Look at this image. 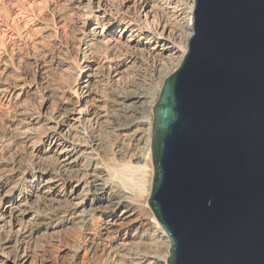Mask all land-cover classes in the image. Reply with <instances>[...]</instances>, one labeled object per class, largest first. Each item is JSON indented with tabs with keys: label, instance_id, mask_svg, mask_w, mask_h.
<instances>
[{
	"label": "bare ground",
	"instance_id": "1",
	"mask_svg": "<svg viewBox=\"0 0 264 264\" xmlns=\"http://www.w3.org/2000/svg\"><path fill=\"white\" fill-rule=\"evenodd\" d=\"M193 7L52 0L33 55L4 56L0 264H166L170 240L147 205L152 108L184 57ZM31 56L37 105L38 87L12 75Z\"/></svg>",
	"mask_w": 264,
	"mask_h": 264
},
{
	"label": "water",
	"instance_id": "2",
	"mask_svg": "<svg viewBox=\"0 0 264 264\" xmlns=\"http://www.w3.org/2000/svg\"><path fill=\"white\" fill-rule=\"evenodd\" d=\"M153 106L147 205L166 264H264V0H194Z\"/></svg>",
	"mask_w": 264,
	"mask_h": 264
},
{
	"label": "rangeland",
	"instance_id": "3",
	"mask_svg": "<svg viewBox=\"0 0 264 264\" xmlns=\"http://www.w3.org/2000/svg\"><path fill=\"white\" fill-rule=\"evenodd\" d=\"M44 1L45 0H0V69L2 60L5 59L4 56L9 51L19 54V52L25 50L24 48L26 46V48L28 47L27 50H30V47H32V51L29 52V55H33V46H35L36 50L38 49L37 45L35 44L37 41L34 39L36 36L30 33L39 31L40 25L36 21H39L43 14L45 15L52 0H48V2L46 0L47 4H45L46 2ZM32 30H35V32ZM33 62L32 56L31 58L29 57L26 63L20 68H17V70L12 73V75L14 77H22L28 83H33L38 87V92L36 95H28V98L33 101L35 100L36 104V102L40 100L39 97L42 95V87L39 85L36 78H34ZM11 67L15 69V64H11ZM6 108L7 106L1 100L0 110L4 111ZM149 164L153 170L151 159L149 160Z\"/></svg>",
	"mask_w": 264,
	"mask_h": 264
}]
</instances>
